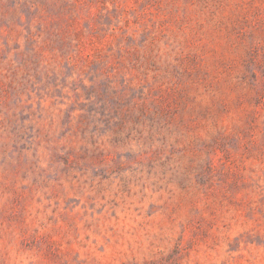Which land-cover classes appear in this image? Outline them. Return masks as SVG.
Wrapping results in <instances>:
<instances>
[{"label":"rangeland","instance_id":"rangeland-1","mask_svg":"<svg viewBox=\"0 0 264 264\" xmlns=\"http://www.w3.org/2000/svg\"><path fill=\"white\" fill-rule=\"evenodd\" d=\"M0 264H264V0H0Z\"/></svg>","mask_w":264,"mask_h":264}]
</instances>
